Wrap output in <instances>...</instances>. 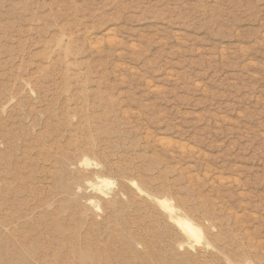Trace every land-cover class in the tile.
Returning a JSON list of instances; mask_svg holds the SVG:
<instances>
[{
	"label": "rangeland",
	"instance_id": "rangeland-1",
	"mask_svg": "<svg viewBox=\"0 0 264 264\" xmlns=\"http://www.w3.org/2000/svg\"><path fill=\"white\" fill-rule=\"evenodd\" d=\"M0 264H264V0H0Z\"/></svg>",
	"mask_w": 264,
	"mask_h": 264
},
{
	"label": "bare ground",
	"instance_id": "bare-ground-1",
	"mask_svg": "<svg viewBox=\"0 0 264 264\" xmlns=\"http://www.w3.org/2000/svg\"><path fill=\"white\" fill-rule=\"evenodd\" d=\"M161 202V201H160ZM162 203V206L165 207L166 209H169L168 212H170V207L167 205V204H164L163 202ZM172 209V208H171ZM175 215V214H174ZM173 218V216H172ZM179 218V217H178ZM174 219V218H173ZM172 219V220H173ZM175 221V219H174ZM178 223L181 225L182 229L184 230V232H186L187 234H190V235H193L197 238L200 237V233L199 231L189 222L187 221H183V220H179L177 219ZM185 234V233H184Z\"/></svg>",
	"mask_w": 264,
	"mask_h": 264
}]
</instances>
